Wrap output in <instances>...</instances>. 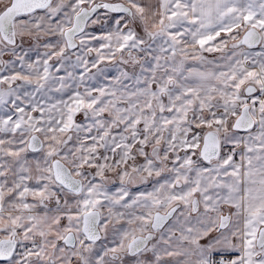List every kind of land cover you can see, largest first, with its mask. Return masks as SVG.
Wrapping results in <instances>:
<instances>
[{"label": "snow or ice", "instance_id": "obj_1", "mask_svg": "<svg viewBox=\"0 0 264 264\" xmlns=\"http://www.w3.org/2000/svg\"><path fill=\"white\" fill-rule=\"evenodd\" d=\"M0 264H264V0H0Z\"/></svg>", "mask_w": 264, "mask_h": 264}]
</instances>
